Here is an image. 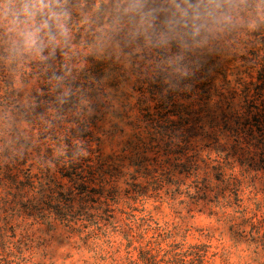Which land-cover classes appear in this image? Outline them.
Instances as JSON below:
<instances>
[{
	"label": "rangeland",
	"instance_id": "obj_1",
	"mask_svg": "<svg viewBox=\"0 0 264 264\" xmlns=\"http://www.w3.org/2000/svg\"><path fill=\"white\" fill-rule=\"evenodd\" d=\"M169 1L194 25L180 49L140 38L146 0H63L42 25L0 10V264L263 258L264 0ZM51 62L76 86L62 115L36 102Z\"/></svg>",
	"mask_w": 264,
	"mask_h": 264
},
{
	"label": "trees",
	"instance_id": "obj_2",
	"mask_svg": "<svg viewBox=\"0 0 264 264\" xmlns=\"http://www.w3.org/2000/svg\"><path fill=\"white\" fill-rule=\"evenodd\" d=\"M146 1H147V4L151 7L150 8L151 14H147V16L152 17L153 24H150L147 26L148 32H145L144 28H142L141 26L139 35L141 36L140 38L142 40L149 41L152 39L154 43L160 42L162 43V46H164L163 44L165 42L168 43L167 38H171L172 40H174V44L172 47L174 49L176 48L180 49L181 43L179 42V40H177L179 39L178 35L176 34L177 32H181L179 33L181 37H183L184 33L190 34L191 38L194 37L192 36L195 34V32L193 31L194 25H192V21L189 20L190 18L188 17L186 20H184L183 18L185 17V15H190V11L186 10L187 6L182 7L181 9H183V11L185 12H181V11H178L177 10L178 8L172 5V3H170L169 0H146ZM194 1H197V0H194ZM62 2L63 0H0V10L7 9V10H11L18 14H24L28 19L36 20V18L38 17L37 23L39 25H42L45 23L47 19L50 18L48 16H51V12L56 10V6L60 5ZM251 2L255 4L256 0H252ZM168 17L169 18L175 17L176 25H173L171 21L168 20ZM181 22L184 26L179 24ZM50 27H53V26H50ZM50 31H54V29ZM259 34L261 37L259 40V44L261 46V48L259 49V52H261V55H259L258 53H254V57L259 58V61L254 62V64L256 65L255 69L257 70L256 79L259 84H264V28L263 29L260 28ZM192 43H194V41H192ZM144 46L147 47V45L145 44ZM60 58L62 59L63 57H60ZM62 64L67 65V63H63V62ZM38 73H39L38 78L40 79V90L41 91L36 92V95H35L36 102H39L42 99H47L49 101H52V105L57 108L58 112L61 115L66 113L68 109H71V107L73 106H70V104L67 102V95H70L73 97L74 88L76 86H74L73 88H70L69 92H65L64 90H62V87H61L62 85H66L67 87H71V86L69 84L62 82L63 79L61 76H58V71L55 68L54 63L52 62L48 65V68L46 70L39 71ZM52 85H56V86L58 85L59 89L58 90H56L55 88L51 89ZM52 90H54L57 93L56 95L58 96V99H63L62 102H60V100L57 101V99L56 100L53 99L55 95H53ZM246 91L248 92L250 90L248 89ZM151 95L153 97L154 93L151 92ZM141 103L143 104L142 107H144L145 102L142 101ZM143 109L144 108H142V110ZM262 111L264 113V108L262 109ZM60 121L61 119H59L57 123H61ZM77 122L81 124L80 120H77ZM159 122L160 120L157 117H155L154 113L151 112L150 118L147 121L146 126L154 129L155 132H162L163 128H162V125L159 124ZM60 128L64 129L65 132H77L76 128H71V127H67L63 125H60ZM83 129H85V126ZM70 163L71 165L75 163L73 161V156L70 162H64L63 165H68L69 167ZM70 170H71L70 172L71 175L79 174V171L77 169L72 171V168H70ZM64 175L67 177H71L69 174H64ZM24 207L25 209H33L34 208L33 202L27 203L26 205H24ZM66 215L68 214L63 215L64 220H68ZM5 226H8L10 229L12 227L11 223L10 224L6 223ZM255 233H256L255 240H257L259 243L264 244L263 242L264 239H262L263 237H261V235L259 234L260 233L259 230ZM146 251H148V253H146L145 256H142L141 264H205L208 262L207 261L208 250L205 249L204 247L203 249H199L195 251H193L192 249L191 251H189L183 256H180L178 253L169 254V256L163 255L161 259H157V256H156L157 253L150 254L148 249L142 250L143 255ZM255 256L256 257L253 258L252 260L253 264H264V255L262 256L263 258L258 257L257 254H255Z\"/></svg>",
	"mask_w": 264,
	"mask_h": 264
}]
</instances>
